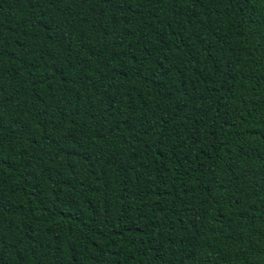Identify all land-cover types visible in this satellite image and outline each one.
I'll return each mask as SVG.
<instances>
[{
    "label": "trees",
    "instance_id": "16d2710c",
    "mask_svg": "<svg viewBox=\"0 0 264 264\" xmlns=\"http://www.w3.org/2000/svg\"><path fill=\"white\" fill-rule=\"evenodd\" d=\"M0 264H264V0H0Z\"/></svg>",
    "mask_w": 264,
    "mask_h": 264
}]
</instances>
